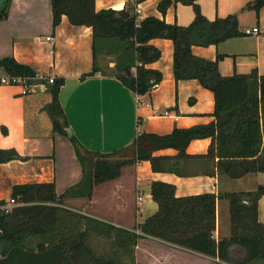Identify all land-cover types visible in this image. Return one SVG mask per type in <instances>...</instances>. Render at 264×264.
<instances>
[{
    "label": "crops",
    "instance_id": "crops-1",
    "mask_svg": "<svg viewBox=\"0 0 264 264\" xmlns=\"http://www.w3.org/2000/svg\"><path fill=\"white\" fill-rule=\"evenodd\" d=\"M133 1L96 0V8L122 9ZM251 1L198 0L202 13L210 20L230 14L239 16L242 35L217 45L193 46V53L205 59L215 60L218 54H223L219 61L223 76L249 74L254 69L264 74V6L258 18L254 10H243ZM159 2L143 0L138 3V20L157 16L186 26L195 18L192 5L174 3L164 15L158 9ZM254 27H258V33H246V29ZM47 36L53 39L48 40ZM93 42L92 27L72 24L66 15L54 28L51 0H12L8 17L0 22V58L14 56L43 76L65 79L59 99L69 128L90 150L119 149L132 143L140 132L167 135L175 128L216 122L213 91L197 79L176 83L171 39L150 41L162 54L147 67L161 71L163 80L158 88L141 96L116 76L118 63L124 66L133 60V54L124 43L117 39L98 43L94 61ZM94 65L97 73L81 79ZM7 77V72L0 68V78ZM36 79L35 83L28 84L30 90L26 93L22 84H0V148H15L26 157L0 164V200H9L17 184L55 182L56 191L61 194L82 177V166L73 143L67 135L53 128L49 110L53 98L50 85L42 83L43 79ZM263 123L262 119L264 128ZM211 143V137L191 140L186 151L192 157L179 160L175 158L178 150L173 147L154 151L155 156L163 158L166 171H155L150 160L125 166L119 178L97 185L92 198H84V206L88 204L92 212L88 215L119 227L138 228L139 223L158 210L151 196V184L157 180L174 184L177 196L247 192L264 185V172H250L236 178L220 173L218 159L206 157ZM74 199L81 200L70 198L66 202L72 204ZM259 220L264 224V195L259 199ZM230 234V203L222 198L217 201L215 238ZM141 240L160 245L168 256L165 261L170 257L178 262L176 264H233L157 238ZM232 252L237 257L245 256V250L240 247L234 246ZM251 264H264V261Z\"/></svg>",
    "mask_w": 264,
    "mask_h": 264
},
{
    "label": "trees",
    "instance_id": "trees-1",
    "mask_svg": "<svg viewBox=\"0 0 264 264\" xmlns=\"http://www.w3.org/2000/svg\"><path fill=\"white\" fill-rule=\"evenodd\" d=\"M141 1L129 2L122 9L98 10L96 0H51L53 26L57 27L66 15L72 24L92 27L94 61L98 43L107 39L123 42L133 60L124 66L118 63L116 76L137 95L149 94L163 80L161 71L147 67L162 54L150 41L171 39L176 83L197 79L213 91L216 122L175 128L167 135L140 132L132 143L119 149L90 150L68 133L70 125L59 99L65 79L56 77L53 83L43 79L42 83L50 85L53 97L49 107L53 128L70 138L83 173L77 183L61 194L57 193L55 182L13 187L11 198L19 204L9 213L0 212V264H123L121 257H134L135 247L145 237L233 264L264 261V224L259 220V199L264 195V185L247 192L177 196L174 184L153 181L151 196L158 210L134 229L75 211L66 204L70 198L91 199L97 185L119 178L125 166L142 160H150L155 171H166L163 158L155 156L154 151L173 147L178 150L176 159L189 158L192 156L187 153V146L196 138H212L206 157L218 159L220 173L236 178L264 172V74L254 69L249 74L223 76L219 70L223 54L209 60L193 53L195 45H217L242 35L238 14L210 20L202 13L198 0H160L158 9L164 15L174 3L192 5L194 20L186 26L157 16L138 20L136 5ZM11 2L0 0V22L8 17ZM263 6L264 0H252L243 10L252 9L259 18ZM0 68L11 77L27 78L28 84L37 81L36 70L14 56L0 58ZM97 71L94 65L81 79ZM13 159L26 157L15 148H0V164ZM222 198L230 203L231 234L217 240V201ZM4 203L6 200H0V205ZM94 235L110 239L112 252L98 253L90 241ZM234 246L243 248L245 256L233 254Z\"/></svg>",
    "mask_w": 264,
    "mask_h": 264
},
{
    "label": "rangeland",
    "instance_id": "rangeland-1",
    "mask_svg": "<svg viewBox=\"0 0 264 264\" xmlns=\"http://www.w3.org/2000/svg\"><path fill=\"white\" fill-rule=\"evenodd\" d=\"M78 202L72 201L71 203H67L68 208L73 209L78 212H82L85 214H92L89 205L87 204L84 206V198H80ZM86 200V198H85ZM223 204V203H222ZM224 205H222V211H223ZM91 244L95 248V250L98 253H111V240L102 236H92L91 237ZM140 242V240H139ZM136 246L133 252L134 257L131 255H123L122 258V263L123 264H152L151 262H157L159 264H176L178 263L177 261H173L168 258L169 261H165V257L167 258L168 256L162 252V247L158 245L155 242H148L146 240L140 242Z\"/></svg>",
    "mask_w": 264,
    "mask_h": 264
},
{
    "label": "built area",
    "instance_id": "built-area-1",
    "mask_svg": "<svg viewBox=\"0 0 264 264\" xmlns=\"http://www.w3.org/2000/svg\"><path fill=\"white\" fill-rule=\"evenodd\" d=\"M259 29L258 27H254V28H248L246 29V33L247 34H254V33H258ZM48 40H52L53 37L52 36H47ZM35 78H39V79H48V81L50 83L54 82L55 77L54 76H43L39 73H36ZM2 83H10V84H22L24 85L25 89H24V93L28 92L30 89L28 88V83H27V78L24 77H7V78H2ZM160 85V83H156L153 86V89L158 88ZM141 96V95H139ZM166 114H168V112H165ZM19 203L13 199L10 198L9 200L6 201V203L0 205V212L3 213H9L12 211V209L17 206Z\"/></svg>",
    "mask_w": 264,
    "mask_h": 264
},
{
    "label": "water",
    "instance_id": "water-1",
    "mask_svg": "<svg viewBox=\"0 0 264 264\" xmlns=\"http://www.w3.org/2000/svg\"><path fill=\"white\" fill-rule=\"evenodd\" d=\"M68 133L71 135L72 134V130L70 128L67 129Z\"/></svg>",
    "mask_w": 264,
    "mask_h": 264
}]
</instances>
